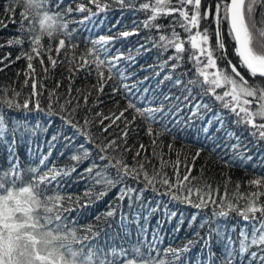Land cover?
<instances>
[{
  "label": "snow or ice",
  "instance_id": "6c2138e0",
  "mask_svg": "<svg viewBox=\"0 0 264 264\" xmlns=\"http://www.w3.org/2000/svg\"><path fill=\"white\" fill-rule=\"evenodd\" d=\"M97 9L93 12L90 8L80 4L76 11L87 13L83 19L74 21L71 19L73 9L67 7L62 11H53L49 7V0H9L3 5V11L11 16V22L16 23L17 8L22 6L19 11L20 21L17 29L20 35L12 37L2 47L20 46L21 50L16 56V60L25 59L27 61V72H25L24 84L27 86L31 80V92L28 98L21 103L19 97L21 92L14 88H0V143L7 142L9 147V155L15 151L16 134L36 135L43 127L47 131L50 125H40L38 123L28 124L27 118L13 117L12 111L27 112L29 115L43 114L48 117L49 121L55 122V118L59 117L62 124L66 128L73 129L72 136H65L66 140H73L75 137L83 136L85 143L80 144L76 151L79 154L73 155L74 161L88 159L92 155V149H95L100 161H106L103 165L93 162L85 171L91 176L95 184L104 186V191L100 195H104L108 189L115 188L117 185H124L118 191L117 199L123 201L125 198L132 199V193L137 192L135 199L140 200L142 193L146 190L167 195L170 200L193 205L197 209L206 207L208 203L217 204L211 196L209 185L206 183L203 187H194L191 181L192 168L185 162L181 161L179 154L175 161L165 160L162 145L158 143L159 137L173 133L175 126H170L169 116L175 117L182 109L177 107L173 112L171 107L165 111L164 101L172 99L165 95L158 106H152L153 101L145 104L143 100L137 96L136 84L128 85L125 81L129 78L126 69L121 67V61L126 62L129 66L135 63V57L129 53L124 55L117 51L111 53L110 42L119 37H129L134 32L124 31L115 37L100 36L98 39L88 41L90 47H86L79 55L76 53L78 45L74 43L75 28H70L73 23L83 24L84 20L104 12L109 8V3L103 0H88ZM113 2L123 6L132 7L136 11H144L147 18L142 22L145 28H155L162 34L159 35L158 41L153 42V47L160 48L164 52L169 49L174 50V55L159 67L161 70L168 66L170 61V71L175 72L176 69L185 61V53H187V61L192 65L194 76L189 78L185 83L182 79L174 80V85H183V100L185 106L189 107L190 117L189 123L183 127L176 129L183 131L184 128L190 127L193 118L203 120L202 110L211 111V105L198 100L193 96V90L199 89L201 96H209L221 107L227 109L237 119L235 124H244L250 129V135L255 139L264 140V11H260L257 15V9H264V0H210L205 5L202 0H145L140 3L139 8L135 6V0H113ZM52 4L59 8L61 0H52ZM171 17L167 28L170 32H165V25L156 23L160 18ZM8 17L6 16L5 19ZM25 21L28 23L25 24ZM207 21L205 24L203 22ZM214 26V27H213ZM0 27H7L5 20L0 19ZM181 28L182 35L177 31ZM24 33H27L25 37ZM47 37L49 44L43 45L44 38ZM233 42V54L238 58V62L234 63L228 56L227 40ZM27 40L29 49L25 50L23 45ZM53 41H56L55 47ZM145 48L140 45L136 50ZM64 50V56L69 65L70 73L67 79L69 87L67 92L61 97L57 91L61 82H57L55 87L49 90L48 104L42 106L39 97L43 95L44 85L42 81L36 78V68L33 60H39L42 71L47 75L50 70L63 63L58 59L61 51ZM55 51L56 56L50 55ZM47 55L48 63L51 69L45 66L44 56ZM11 53L0 58V64L5 67V61H10ZM70 57V58H69ZM226 61V63H225ZM151 67V66H149ZM246 70L247 76L240 71ZM3 69L0 68V71ZM81 70L88 75L95 73L97 83L93 85L97 96L93 101V107H98L103 103L99 99L100 95H109L105 93V87L109 86L110 96L114 98L119 95L123 97L127 103L119 110L112 111L109 115L103 112H95L90 116L83 118V123L77 119V113L81 108L80 96H83V107L88 108L89 112V96L91 91L83 93L77 89L76 95L73 96L71 84L76 73ZM19 75V73H18ZM156 75H160L159 72ZM251 77V79H249ZM257 78H260L259 80ZM149 77H144V80ZM173 80L172 75H165L161 81ZM111 82V84H109ZM141 80L138 83H143ZM222 90V91H220ZM148 89H144L147 93ZM63 99V103L60 100ZM180 100V97H176ZM75 101V102H74ZM117 106L119 102L117 101ZM132 112V118H128V113ZM98 118V119H95ZM137 118H141L145 126V134L150 138V147L152 155L149 157L147 151L149 145L139 144V148L135 150L133 164L129 165L124 156L108 155L109 150L116 152L123 147L124 152L132 151L127 145V139L130 132L138 134L139 125L136 124ZM15 120L16 123H12ZM108 121L109 123H105ZM217 122L220 127L218 131L226 124V120L222 113L216 112L212 119L207 121V126L202 131L207 134L209 127L213 122ZM180 122L177 121V124ZM93 125L100 127V137L96 141H92V133L89 128ZM123 125V127H121ZM154 125H159L154 130ZM119 129L114 134V138L109 139L104 136L110 128ZM11 132V139H9ZM112 135V134H110ZM225 135L234 138L236 143L227 145L234 153L233 159H240L242 162L251 160V156H246L241 151L242 140L240 136L235 135L232 131H226ZM102 137V139H101ZM175 138V137H174ZM52 141L57 140V135H53ZM106 141V142H105ZM123 141V144L118 143ZM91 144V149L87 144ZM169 151L172 145L167 146ZM224 145L215 143L212 151L222 149ZM206 145H201L191 158L193 163L198 158ZM222 159V157H221ZM48 155H44L39 160V165L47 168L46 161ZM152 160L159 162V167L152 164ZM228 163V161H224ZM184 166V174L181 175V165ZM171 167L175 175L173 181L169 174L165 171ZM10 169H14L12 175L13 185L8 186L9 172H3L0 176V264H117L116 257H121V264H174V261L180 260L181 256L188 252L196 243L189 240L187 244L180 248H169L166 250V256L171 255L173 259L153 258L150 255L145 256L140 248L134 250L132 258L127 257L124 249H113L110 253L112 259H108L109 254L101 255L99 249L94 248L91 244H84L89 237H78L74 229L69 230L63 223L65 217L63 212L70 211L69 208L63 206L62 201L66 198L59 194L47 196L41 190L42 185L57 181L58 177L69 175L68 170L50 168L47 171H41V168L31 167L28 169L30 173L37 179L26 185L15 187L14 182L20 178V171L17 164H10ZM151 169V170H149ZM73 167L70 171H75ZM112 170L115 175H112ZM142 177V182L146 185L143 189H133L128 186L126 181L130 178L137 181ZM250 186H254L255 190L251 192L241 193L239 191L240 184H236L235 195L231 198L225 194L220 197L219 210L213 213L214 217H228L231 213H236L245 221H256L252 225L251 239L249 233L241 229L239 236V251L244 254L249 248L255 246L264 252V178H256L250 180ZM161 189H164L161 192ZM196 196L198 202L192 200ZM71 200V197H67ZM243 201L242 204L239 202ZM151 211L157 209L152 208ZM106 216L114 215V209H109ZM171 217H175L176 213H169ZM196 220V216L192 217V221ZM183 223V221H181ZM210 223V221H206ZM54 225V226H52ZM52 226V227H50ZM191 226V222L190 225ZM201 227H204L201 224ZM178 230V229H177ZM215 229H210L206 236L197 237L203 242L205 248L208 249L210 256L216 253L211 247L212 233ZM156 236L157 234H153ZM74 244H80V248H74ZM223 247L226 252L225 264H232L231 237L227 242L222 240ZM251 257L255 261L257 253L252 252ZM247 258V257H246ZM260 264H264V256L259 257ZM212 264H215L212 261Z\"/></svg>",
  "mask_w": 264,
  "mask_h": 264
},
{
  "label": "trees",
  "instance_id": "16d2710c",
  "mask_svg": "<svg viewBox=\"0 0 264 264\" xmlns=\"http://www.w3.org/2000/svg\"><path fill=\"white\" fill-rule=\"evenodd\" d=\"M8 2L9 0H0V19L5 20L7 24V27H0V44H5L8 39L20 35L17 29L20 21L19 11L22 10V6L17 8L16 23H12L11 16L3 11V5ZM103 2L110 5L104 12H100L98 15L91 17V19L84 20L83 24L73 23L69 25L70 28L77 30L73 41L78 45L76 49L77 55L86 47L91 46L90 43H87L88 41L98 39L100 36L115 37L124 31L135 33L126 38L121 36L118 39H114L109 45L110 51L113 54L119 51L124 55L131 53L135 57V63L130 66L126 62L121 61L120 66L126 69V74L129 76L125 83L137 85L134 91H136L137 96L145 104L153 101L152 106H158L164 96L168 95L172 99L164 101L165 111H168L169 107H171L173 112L176 111L177 107L182 109L174 118L168 117L171 121L170 126L174 125L175 128L171 135L165 134L159 137L158 143L163 146L159 150H162L165 154V160L175 161L179 154L181 161L187 163L192 168L191 177L194 178L191 181L192 185L194 187H203L205 183L209 185L211 196L217 201V204L208 203L206 207L197 209L193 205L170 200L167 195H162L152 190L144 191L140 200L135 199L138 193L133 192L131 200L125 198L123 201H120L117 199V195L119 189L124 187L122 184L108 189L104 195H100L104 191V186L95 184L85 170L93 162L101 165L107 162L99 160L95 149H92V155L88 159L80 161L72 160L71 157L73 155L79 154L76 149L80 144L85 143V138L78 136L71 141L66 140L65 136L71 137L73 129L66 128L59 117H56L55 122L52 123L47 116L36 113L29 115L27 112H11L13 117L19 116L22 120L26 117L28 124L38 123L50 126L47 127V131H44L42 127L34 136L17 132L15 151L11 156L8 151V143H0V176L5 171L9 172L8 186H12V175L15 170L10 169L9 165L17 164L20 178L14 182V185L18 188L37 179V177H34L28 171L31 167L41 168V171H47L53 167L68 170L69 175L58 177L57 181L42 185L40 190L47 196L59 194L66 198L62 203L70 211L63 212V216L65 217L63 223L69 230L74 229L78 237H89L88 240L84 241V244H91L94 248L99 249L101 255L109 254L108 259H112L110 253L113 249H124L127 252V257L132 258L134 250L140 248L145 256L150 255L153 258L169 260L173 258L170 254L165 255L167 249L180 248L187 244L189 240H194L196 243L180 258L183 264H212V261L215 264H225V256L227 254L222 240L227 242L228 238L231 237L232 264H260L259 257L264 256V252L259 248L252 246L244 254H241L239 251V233L241 229L249 233L250 240V233L253 230L252 225L256 221H245L236 213H231L228 217H214L213 213L219 210L220 197H224L227 194L231 198L235 195L237 183L240 184L239 191L246 193L255 190L254 186L249 185L248 182L250 180L264 178V140L258 141L251 136L250 129L246 125L235 124L234 121L237 119L235 115L231 114L227 109L222 108L220 103L216 102L213 98L201 96L199 89L193 90V96L204 103L210 104L212 110H202L203 120L193 118L190 127L184 128L183 131H177L176 129L189 123L191 115L189 107L185 106L186 102L183 100L184 95H187L183 85H174V80L177 78L182 79L186 83L189 78L194 76L192 65L187 61V53H185L184 63L174 73L170 71V66L175 61H170L168 66L161 70L159 66L169 56L174 55V50L169 49L164 52L160 48L153 47V42L158 41L159 35L162 33L155 28L148 29L143 26L142 22L147 18V14L144 11H136L132 7H122L120 4L113 2V0H103ZM143 2L145 0H135L136 8H139L140 3ZM202 2L207 5L210 3V0H202ZM127 3L128 0H126V5ZM80 4L90 8L93 12L97 11L94 5L89 4L88 0H61L59 8H56L52 4V0H49V7L53 11H62L67 7H71L73 9L71 19L74 21H79L88 15L86 12L81 13L76 11ZM260 11H264V9L258 8L257 15H259ZM6 16L8 17L7 19H5ZM170 21L171 17H165L158 19L156 23L165 25L164 31L170 32V29L167 28ZM27 23L25 21V24ZM203 23L207 24L208 22L205 21ZM177 31L182 35H186L181 28H177ZM24 35L27 37V33H24ZM56 43V41H53L54 47ZM48 44L49 40L45 37L43 45L46 47ZM140 45H145V48L148 50L140 49V52L137 53L136 50ZM227 45L229 58L234 63L238 62V58L233 54V42L230 39L227 40ZM23 48L25 50L29 49L27 40H25ZM20 50V46H5L0 48V58L11 53L10 61H15L14 63L5 61V64H8L7 67L0 64V68L3 69L0 71V88H14L21 92L22 95L19 97V100L22 103L25 98L29 97L31 92V80H29L27 86L24 84L27 61L25 59H15ZM50 55L56 56L55 51L51 52ZM58 59L64 62L58 64L55 69L50 70L47 75L42 71L39 60H33V65L36 68V78L38 81H42L44 85L43 95L39 97V100L41 105L45 107L48 104L49 90L53 89L58 81L61 82V86L57 91L61 94V97H63L69 87L67 77H69L70 73L68 69L69 67H74V65L67 63L64 50L61 51ZM44 60L45 66L51 69L47 55L44 56ZM240 71L247 76L245 69L241 68ZM157 72L160 75L157 76ZM165 75H172L173 80H166L161 83ZM144 77H149V79L144 80ZM257 79L259 80L260 78ZM141 80L144 82L142 84L138 83ZM96 83L95 73L88 75L83 70L76 73L73 78L71 84L73 96L76 95L77 89L83 93L92 92V95L89 96V108L91 112H89L88 108L83 107V96L81 95L79 98L81 108L77 113V119L81 123H83V118L86 115L90 116L95 112H103L104 115H109L112 111L118 113L127 103L119 95L112 98L110 96L111 89L109 86H106L105 93H109V95H100L99 99L103 103L99 104L98 107H93V101L97 96L93 85ZM144 89H148L147 93L144 92ZM176 97H180V100H177ZM117 101L119 102V106H117ZM60 102L63 103V99ZM216 112L223 114L226 124L218 131L217 129L220 126L214 121L211 127H209L208 133L205 134L202 128L207 126V121L212 119ZM127 115L131 119L133 113L130 111ZM177 121L180 123L177 124ZM12 123H16V121L13 120ZM105 123L109 122L105 121ZM137 125H139L138 134L130 132L127 145H124V147L132 148V151L124 152L122 147L116 152H112L110 149L108 155L120 156L122 154L126 162L131 165L134 162L135 150L139 148L140 143H143L149 145L147 155L151 157L150 138L145 134V126L141 118H137L136 124L133 127ZM153 127L155 130L159 128V125H154ZM89 131L93 134L91 137L92 141H96L100 137V127L98 125L91 126ZM226 131H232L235 135L241 137L242 144L240 150L245 152L246 156H251V160L242 162L240 159H233L234 153L227 145L236 143V140L227 137L225 135ZM117 132H119V129L113 126V128L109 129L108 133H104L103 135L112 139ZM53 135H57L56 141L51 140ZM9 139H11V132H9ZM118 143L123 144V141H118ZM215 143H220L224 147L213 152L212 148ZM168 145H172L171 151H169ZM201 145H206V148L193 163L191 158ZM86 146L90 149L92 147L90 143ZM44 155H48V160L46 161L47 168L39 165V160ZM224 161H228V163H224ZM152 164L159 167L157 160H152ZM73 167L76 170L70 171ZM165 171L174 181L175 175L173 169L168 167ZM184 171L185 169L182 164L180 168L181 175L184 174ZM112 175H115L114 170H112ZM126 183L133 189H143L146 187L142 182V177L137 181L129 178ZM163 191L164 189H161V192ZM67 197H71V200H68ZM192 200L198 202L195 195L192 197ZM239 203L242 204L243 201ZM110 208L114 209V215L108 217L105 213ZM152 208L157 210L153 212L150 210ZM173 212L176 213L175 217L168 215ZM194 215L196 216V220L193 222L192 217ZM206 221H210V223H206ZM190 222L191 226H189ZM201 224L204 227H201ZM210 229L216 230L213 231L211 240V247L216 253L215 256H210L208 249L204 247L203 242L196 235V233H199L200 236H206ZM154 233L157 235L154 236ZM73 247L80 248L81 245L74 244ZM252 252L257 253L255 261L251 257ZM121 259V257H116L117 264H121ZM174 264H180V261H174Z\"/></svg>",
  "mask_w": 264,
  "mask_h": 264
}]
</instances>
